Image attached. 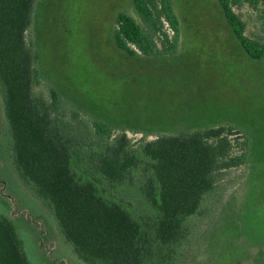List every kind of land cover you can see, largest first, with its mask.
I'll use <instances>...</instances> for the list:
<instances>
[{
  "label": "trees",
  "instance_id": "obj_1",
  "mask_svg": "<svg viewBox=\"0 0 264 264\" xmlns=\"http://www.w3.org/2000/svg\"><path fill=\"white\" fill-rule=\"evenodd\" d=\"M113 42L131 58L178 54L174 0H131ZM236 40L264 60V34L247 35L237 10L257 13L264 0H217ZM39 0H0V91L16 172L54 216L85 264H173L190 221L219 204L228 172L248 164L251 139L233 126H211L138 142L85 113L54 87L36 91L38 50L27 42ZM225 188H228L226 186ZM0 264H30L13 222L0 214Z\"/></svg>",
  "mask_w": 264,
  "mask_h": 264
},
{
  "label": "rangeland",
  "instance_id": "obj_2",
  "mask_svg": "<svg viewBox=\"0 0 264 264\" xmlns=\"http://www.w3.org/2000/svg\"><path fill=\"white\" fill-rule=\"evenodd\" d=\"M181 45L170 57L131 58L113 42L131 0H39L27 42L40 60L36 91L54 87L82 113L143 137L233 126L251 139L248 164L227 173L221 200L190 221L173 264H264V60L236 40L217 0H174ZM247 35H263L257 13L237 10ZM228 186V188H225ZM0 214L10 219L30 264H85L56 220L18 176L0 91Z\"/></svg>",
  "mask_w": 264,
  "mask_h": 264
}]
</instances>
